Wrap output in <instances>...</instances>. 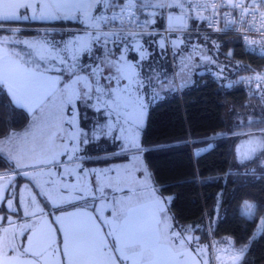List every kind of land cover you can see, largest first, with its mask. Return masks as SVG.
Instances as JSON below:
<instances>
[{
	"label": "snow or ice",
	"instance_id": "1",
	"mask_svg": "<svg viewBox=\"0 0 264 264\" xmlns=\"http://www.w3.org/2000/svg\"><path fill=\"white\" fill-rule=\"evenodd\" d=\"M186 2L188 11H185ZM209 8L211 17L201 14V10ZM224 8L230 11L221 12ZM229 16L234 18L228 19ZM220 17L224 18V28L213 27ZM246 17H251V21H246ZM257 17L264 18V0H247V3L210 0L204 4L198 0H0V89L6 86L9 103L30 111L33 117L25 133L13 132L0 139V157L13 164L14 170H23L30 183L37 176L47 175L46 183L59 184L83 204L81 211L49 221L47 235L40 220H33L34 216L44 215L43 209L39 214L25 211L21 219L32 222L19 232L24 240L17 239V222L0 216V228L5 219L10 226L0 235V264H200L196 256L206 248L200 247L198 237L184 235L191 229L173 230L164 206L168 202L156 198L154 190L147 197L142 196L134 190L133 180L129 195L118 197V193L124 192L119 185L125 182L119 176L113 179L107 172L80 167L77 162L84 158L79 154L80 145L89 142V134L82 129L76 131L78 111L74 101L98 113L101 105L102 116L109 121L101 125L109 130L105 134L121 141V151L139 152L135 131L130 129H139L146 101L162 98V92L181 87L175 85V78L183 80L193 67H199L193 63L196 55L202 63L215 65L220 73L224 72L216 60L207 56L209 49L192 43L193 32L199 35V30L187 20L206 22L214 32L247 22L250 30L264 40V24L255 27ZM49 21L76 22L78 27L62 28L60 32L54 28L6 27ZM25 32H35V36L22 39ZM242 36L246 45L259 43L249 40L247 33ZM200 38L207 45L209 37ZM212 46L219 50L215 41ZM17 48L19 51L13 50ZM156 49L160 55L170 52L173 61H180L181 71L171 79L159 70L161 66L155 65ZM253 79L264 81V76L241 78L249 84ZM65 106H71L70 119L64 117ZM64 123L73 129L71 134L64 130ZM113 129L122 135H114ZM241 135L249 137L236 149L241 165L264 156V130ZM91 138H96L95 131ZM260 166L264 168V161ZM82 174L97 179L88 183L69 182L70 177L79 178ZM7 175L0 174V178ZM99 177H104L107 183L102 185ZM12 179L9 176V184L0 185V203L5 200L4 189ZM33 186L41 189L37 195L49 206L43 186L38 183ZM105 189H111V196ZM10 195L15 199L17 194ZM89 197L93 201L91 212L87 210ZM96 200L111 207V217L99 214ZM71 203L60 199L59 204L50 207L58 209ZM7 204L8 211L19 216L13 200L8 199ZM20 204H24L22 196ZM244 207V214L254 224L259 221L258 227L264 232V215H253L254 209L264 208V204L245 202ZM52 224L57 227H51ZM193 243L196 246L189 252L188 246ZM248 250L249 245L242 246L237 259L242 260Z\"/></svg>",
	"mask_w": 264,
	"mask_h": 264
},
{
	"label": "trees",
	"instance_id": "2",
	"mask_svg": "<svg viewBox=\"0 0 264 264\" xmlns=\"http://www.w3.org/2000/svg\"><path fill=\"white\" fill-rule=\"evenodd\" d=\"M41 24L78 27L76 22H41L37 26ZM215 35L220 52L238 67L223 79L205 69L197 70L180 93L170 90L162 98L154 99L140 131V150L158 193L170 197L167 208L176 225L191 229L208 243V223L219 246L238 251L249 245L239 264H264V232L258 221L254 224L251 218L243 216L245 202L264 204V168L260 166L261 156L245 161L244 165L234 163L239 134L228 131L226 110L227 106L245 109L249 99H257L255 93L246 95L233 81L249 64L258 66L264 59L244 52L233 34ZM228 53L232 55L229 57ZM9 99L6 87L0 89V138L27 128L32 117L27 110L12 106ZM258 122L264 127V118H258ZM207 145L194 153L195 148ZM109 152L105 149V153ZM129 157L128 153H115L86 162L108 165ZM5 170H14V165L0 157V172ZM246 171L252 173L244 174ZM42 203L45 205L44 200ZM257 209L258 215H264V208Z\"/></svg>",
	"mask_w": 264,
	"mask_h": 264
},
{
	"label": "rangeland",
	"instance_id": "3",
	"mask_svg": "<svg viewBox=\"0 0 264 264\" xmlns=\"http://www.w3.org/2000/svg\"><path fill=\"white\" fill-rule=\"evenodd\" d=\"M36 23L40 24L41 22H33V23H28V24H23V25H21V24L20 25L19 24L7 25L6 27H8V26L13 27V28H25L26 27L29 29H36V30H43L45 28H48V29L54 28L56 32H60L62 30V28L63 29H66L67 27L75 28L72 26H52V25L44 26L42 24L37 26ZM4 35H9V34L4 33ZM33 36H35V32H25L21 35V38L26 39V38H31ZM200 37H202V36L197 35L196 33H193L192 38H191L192 43L193 44H199L201 47H206L207 49H209L206 53L207 56H210L214 60H216V62L218 64H220L221 67L224 68V72L220 73L215 65L202 63L200 58H199V55H196L195 59L193 60V63L195 65H199V67H193L191 72H189L184 77L185 80L184 79L181 80L180 77H176L175 81L176 80L177 81L174 82L175 85H182L183 86L185 83L186 84L189 83L190 81H192L194 79L195 72L197 70H200V69H205L206 71L210 72L213 76L217 77L218 79H223V78H227L230 74H232L235 71L236 67H238L236 62L231 61L230 58H227L226 56H224L220 52V48H221L220 42L216 38L215 34H210L208 36L209 42L207 43V45L204 44L203 40ZM171 39H173V40L176 39V36L173 34ZM212 41H215V43L220 46L218 51L215 48H213ZM146 47H148V46L146 45ZM13 50L19 51L18 48L13 49ZM155 51H157V50H155ZM157 54H158V58L154 59L155 65L161 66L160 67V69H162L161 72L167 73L168 78L171 79L173 77L174 73H178V70L180 69V67L178 66L180 61L179 60L173 61L170 52L166 56L160 55L158 51H157ZM129 59H131V55L129 56ZM220 77H222V78H220ZM182 86L176 87V88H179L177 93H180ZM255 96L257 97L258 100L255 97L252 99H249L245 109L233 110L230 106H227V109H226L227 110V123H228L227 129H228V131L232 134H236V135L239 134L238 135L239 140L235 146V155H234V161L235 162L240 163L238 154L236 152L237 147L243 145L244 142L249 139V137L247 135H241V133H248V132L256 133V132H259L262 128V126L259 125L258 118H260V117L264 118V109L262 108L264 106V99L262 98L261 91L256 92ZM152 101L153 100H151L150 102L146 101L147 107H146L144 115L141 119L139 129H135V130L130 129V131H135L138 144L140 142L139 133H140V130L142 129V127L145 125L148 107ZM74 102H75L76 109L78 111V115L76 117V123H77L76 131H79L82 129L85 133L89 134V142L87 144H81L80 145V148L82 149V151L79 154L81 156H90V159H96L99 157H104V156L112 155L115 153H128L130 157L133 156L132 154H134V157H135L134 159L132 158L129 162H124V161L123 162H116V163L114 162L115 164H112V165L108 166L107 168H104L105 170L93 168V166H95V165H92V164H86L85 165V163H82V161H80V163L77 162L80 165V167L87 169L89 171L92 169H95L96 172H97V170H99L100 172L104 171V172L108 173V176H113V178H116L117 176H119L122 180L125 181L124 183H121L119 185V187L123 188L124 190H128L129 187H133V185L130 182L134 180V181H136V185H135L134 190L136 191V189L141 188L143 190L144 195H149L150 190H146V187H149L148 185L151 184V177H150V173H149V171H148V169H147V167L143 161V158L141 156L142 155L141 150L139 152H135V153L129 152V151H121V141L113 140L112 135H106L105 134L109 130L106 127H101V125H106L109 123V121L106 120L102 116V112L104 111V109L101 105H98V107L101 108V112L98 113L90 107H85L78 100L74 101ZM71 111H72L71 106H65L64 107L63 112H64L65 119L71 118V116H70ZM32 119H33V117H31V121H30L27 128L20 130V131H15V133H19V134L25 133V131H27L30 128V126L32 124ZM249 121H252L253 123L249 124ZM128 127H129L128 125H125V128H128ZM63 128L66 132H68L70 134L73 132V129L67 123L63 124ZM93 131H95V135H96L95 139L91 138ZM113 133L116 136L122 135V133L116 129H113ZM4 138H0V139H4ZM69 144H71V142H69ZM105 149L107 151H110V152L105 153ZM243 150L244 149H242V151ZM5 151H7V149H5ZM95 151H97V152H95ZM111 151H113V152H111ZM95 154H97V155H95ZM262 157L263 156H261V158L259 160L260 164L262 162ZM60 159L66 160V157H60ZM71 167L75 168L76 166L74 165ZM109 169H113V171L108 172ZM76 170H78V169H76ZM5 171H14V170H5ZM20 171H21L20 175L25 177L23 175V170H20ZM29 171H31V169H29ZM46 171H47V169H45V172ZM243 173L244 174L245 173L251 174L252 172L246 171ZM48 179L49 178L47 177V175L37 176L36 180H34L33 182L30 183L29 179L27 178V180H25V183L23 185L22 184L20 185L21 186L20 189H17V190H16L17 182L15 179L13 181V184L10 187H8L7 190H9V193H12L15 191H16L15 193H17V191H18V194H19L18 196H20V197L16 196L15 199L19 198V202H20L21 196L23 197L24 204H23V206H21V208H22V211L20 212L21 215H24L25 211L32 213L34 211V209L39 207L40 205L43 207L45 206L42 203V200H44V198L37 195V192L40 191L41 189L34 187L33 186L34 183H38V184L43 186L42 190L45 191L49 196V201H48L49 206L53 203L59 204L60 199H66L69 201H73L75 199L72 195L69 194L68 190L63 189L62 187L59 186V184L53 185L51 183H46V181H48ZM56 179L59 180V177H57ZM93 179H97V178L91 177V176H85L82 174L79 178L70 177L69 182L77 183V184L80 182L88 183L89 180H93ZM105 181L107 183L106 179H105ZM6 182H7V180L3 179L2 181H0V185L7 184ZM106 192L111 194V189H106ZM155 192L156 191L154 190V193ZM120 194L121 193H118L117 195H120ZM33 197H35V202H33ZM9 199L13 200V205H14L15 199H13L12 196H10ZM169 199H170V197L168 196L167 200H169ZM101 204H102V202H101ZM6 205H8L7 202H6ZM0 206H2V203H0ZM98 207H99V212H100L102 209L101 205L99 204ZM258 212H259V209L255 208L253 211V215L254 216L258 215ZM0 216L7 217L10 219L12 217L11 215L5 216L4 214H1ZM243 216L246 219H250L245 214ZM258 223H259V221H258ZM21 230H22V226L18 225V227H16V232H17L18 238H20V235H18V233ZM181 230L182 229L179 230L176 228L174 231L179 232ZM3 234H4L3 231H1V229H0V235H3ZM184 235H190V236H194V237L199 238V236L194 235V232L192 230L185 232ZM208 239H209V237H208ZM199 245L201 248H206V250L204 251V254L207 255L209 248H210L209 240H208V243H205L204 241L199 239ZM219 247H223V246H219ZM223 248H228V250L237 251L234 247L232 248L229 246H224ZM209 255H210V251H209ZM210 260H211V258H210ZM232 263H234V262H230L229 264H232ZM211 264H212V262H211Z\"/></svg>",
	"mask_w": 264,
	"mask_h": 264
},
{
	"label": "crops",
	"instance_id": "4",
	"mask_svg": "<svg viewBox=\"0 0 264 264\" xmlns=\"http://www.w3.org/2000/svg\"><path fill=\"white\" fill-rule=\"evenodd\" d=\"M185 11H187V9H186V5H185ZM176 12H179V9H176ZM49 22H52V21H49ZM187 23H188L189 25H193V24H194L195 28L200 27V25H201V22H200V21L187 20ZM157 39H159V37H157ZM156 50L159 52L158 49H156ZM149 51L151 52V51H153V49L150 48ZM157 51H155V52L157 53ZM155 58H158V54L155 55L154 59H155ZM156 60H157V59H156ZM160 71H162V69H160ZM180 71H181V69L178 70V72H180ZM184 80H185V79H184ZM5 87H6V86H5ZM6 89H7V88H6ZM167 92H168V91H167ZM167 92H162V93H161V97L164 96V94H166ZM261 93H262V92H261ZM255 94H256V93H255ZM25 110H26V109H25ZM27 111H28V110H27ZM28 112L31 113L30 111H28ZM31 114H32V113H31ZM140 131H141V130H140ZM139 136H140V133H139ZM101 150H102V149H101ZM98 151H99V150H98ZM95 152H97V151H95ZM95 155H97V154H95ZM132 155H133V156H131L128 160H124V162H129L132 158L134 159V154H132ZM141 156H142V155H141ZM82 157H84V158L81 160L82 163H85V165L88 164L86 161H87L88 159H90V156H82ZM142 158H143V157H142ZM143 161H144V160H143ZM119 162H123V161H119ZM234 162H235V161H234ZM78 163H80V161H79ZM115 163H116V162H115ZM115 163H110V164H108V165H95V166H93V168H98V169H103V170H105L104 168H107L108 166H110V165H112V164H115ZM235 163H236V164H240L239 162H235ZM72 166H74V165H72ZM104 166H105V167H104ZM17 172L21 173V171H20L19 169H16V170H14V171H2V172H0V174H5V173L8 174L7 176H4V177L0 178V181H2V180L4 179V180H7L6 183L9 184L8 177L11 176V177H13V179H12V181H11L9 187L13 184V181L16 179V182H17V188H16V190H17V189H20V187H21L20 185H21V184L23 185V184L25 183V180H24V179H21V178L18 176L19 174H17ZM97 172H100V171L97 170ZM110 177L113 178V176H110ZM150 177H151V176H150ZM99 179H100L102 185H103L104 183H106L105 178L100 177ZM113 179H115V178H113ZM148 186H149V187H146V190H150V192L153 191V190H155L156 192L153 193V194H154V196H155L156 198H158V199H160V200H163V201H166V200H167L168 196H162V195H160V194L158 193L156 186H155V185L153 184V182H152V179H151V184L148 185ZM7 189H8V188H6V189L4 190L5 200L2 202V206H0V215H1V214H4L5 216L11 215V216H12L11 219L17 222L16 225H15L16 227H18V225L23 227L24 225H26V224H28V223H31L32 221H28V220H23V219H21V217H23L24 215H21V214H20V212L22 211V208H21V205H20V202H19V198H18V199H15V204H14V206H15V207L18 209V211H19V216H17V215H15V214L11 213L10 211H8V205H6V202H7V200L9 199V197H10L11 195H10V193H9V190H7ZM105 191H106V189H105ZM15 192H16V191H15ZM136 192H138V193L141 194L142 196H145V197L148 196V195H144V194H143V190H142L141 188L136 189ZM16 194H17V195H16L17 197H20V196H18V195H19V194H18V191H17ZM127 195H129L128 190H124V192L121 193L120 195H118V197H120V196H124V197H126ZM109 196H111V194H109ZM101 202H102V204H101ZM167 202H169V200H167ZM94 203H95L96 206H98L99 204L101 205V208H102V209L100 208L101 211L99 212V214H100L101 216H104V217H111V216H112V209L108 206V204H107L106 202L101 201V200H96ZM88 204H89V207H88L87 210H88L89 212H91V211H92V207H93V201H92L91 197H89ZM167 205H168V203H166L164 206H165L166 209H167L168 216L171 217V215L169 214V211H168ZM82 208H83V204H82V202L76 201L75 199L72 201L71 204L60 205L58 209H53V208H51L50 206H46V205H45L44 207L40 205L39 207L35 208L34 211H33L32 213H37V214H39L40 210L43 209L44 215H42V216H40V215H38V216H34V217H33V220H35V219H39V220H40V224H41V226H43V229H44V235H47V234H48V233H47V227H48V222H49V221H51L52 219H54V218H56V217L67 216V215L70 214V213H76V212H79V211L82 210ZM245 212H246V211H245ZM245 212H244V213H245ZM73 219H77V218H76V217H73ZM169 222L171 223L173 230H175L176 228L179 229V230H180V229H187L186 227L181 228V227H179L178 225L176 226V224H174L175 222H174V220H173L172 218L168 221V223H169ZM65 223H67V220L65 221ZM8 227H10V226H9L7 220L5 219V220L2 222V228H0V229H1V231H3V229H6V228H8ZM51 227L55 228V227H57V225L52 224ZM188 229H189V228H188ZM19 232H20V231H19ZM18 235H19V233H18ZM53 235L55 236L56 234L54 233ZM17 239H18V240H24V237L20 236V238H18V236H17ZM195 246H196L195 243L189 245V246H188V251H189V252H192L193 249L195 248ZM9 255H11V252H9ZM196 259L200 261V264H204L205 261L207 262V264H211V262H210L211 260H210L209 251H208V254H207V255L204 254V252H202L201 255L196 256ZM188 260H189V262L191 261V256L188 257Z\"/></svg>",
	"mask_w": 264,
	"mask_h": 264
},
{
	"label": "built area",
	"instance_id": "5",
	"mask_svg": "<svg viewBox=\"0 0 264 264\" xmlns=\"http://www.w3.org/2000/svg\"><path fill=\"white\" fill-rule=\"evenodd\" d=\"M198 2L204 4V3H209L210 0H198ZM245 3H247V0H245ZM185 5L188 11V3L186 2ZM220 11L228 12L230 10L224 8V9H220ZM201 14L204 16L211 17L212 12L211 9L209 8V10L207 11L201 10ZM176 15H179V12H176ZM236 17L238 18V13L236 14ZM233 18L234 17L232 16L228 17V19H233ZM245 19L246 21H251L252 18L246 17ZM200 22H201L200 27L196 28L199 30L200 36H209L210 34H233L237 36L238 39L240 40L244 52L256 54L257 56L262 57L264 59V40L261 39V35L259 33L250 30L249 24L247 22L245 23L238 22L237 25L234 26L235 30L233 27H230V28H225L223 32H214L211 28L208 27L206 22L203 21ZM165 23L167 22L165 21ZM262 24H264V18L257 17L255 27L260 28ZM213 27L224 28V18L222 17L218 18L217 23H215ZM243 33H247L249 40L258 41L259 43L251 46L246 45L244 43V39L242 36ZM257 75L264 76V61L258 66L249 64L247 70L240 73L234 78L233 84L242 87L245 90L246 95H251L259 91L263 92L264 81H257L253 79L252 83L249 84L241 80L242 77H256ZM178 89L179 88H175L176 91H178ZM261 130H264V127H262ZM206 147H209V145L195 148L194 153L198 154L199 152L203 151ZM262 161H264V156L262 157ZM206 229L209 237L208 239L210 246L209 251H210V258L212 264H229L230 262H234L232 264H238L241 261L237 259L238 251L228 250V248L219 247V245L215 242V240L212 237L211 229L208 223Z\"/></svg>",
	"mask_w": 264,
	"mask_h": 264
},
{
	"label": "water",
	"instance_id": "6",
	"mask_svg": "<svg viewBox=\"0 0 264 264\" xmlns=\"http://www.w3.org/2000/svg\"><path fill=\"white\" fill-rule=\"evenodd\" d=\"M232 84V82H230V85Z\"/></svg>",
	"mask_w": 264,
	"mask_h": 264
},
{
	"label": "bare ground",
	"instance_id": "7",
	"mask_svg": "<svg viewBox=\"0 0 264 264\" xmlns=\"http://www.w3.org/2000/svg\"><path fill=\"white\" fill-rule=\"evenodd\" d=\"M187 9V8H186Z\"/></svg>",
	"mask_w": 264,
	"mask_h": 264
}]
</instances>
